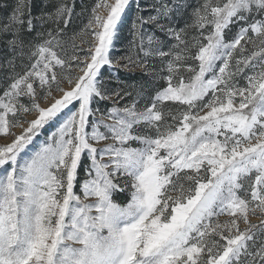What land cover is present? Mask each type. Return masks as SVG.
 Masks as SVG:
<instances>
[{
    "label": "snow or ice",
    "instance_id": "obj_1",
    "mask_svg": "<svg viewBox=\"0 0 264 264\" xmlns=\"http://www.w3.org/2000/svg\"><path fill=\"white\" fill-rule=\"evenodd\" d=\"M0 7V264H264V0Z\"/></svg>",
    "mask_w": 264,
    "mask_h": 264
},
{
    "label": "rangeland",
    "instance_id": "obj_2",
    "mask_svg": "<svg viewBox=\"0 0 264 264\" xmlns=\"http://www.w3.org/2000/svg\"><path fill=\"white\" fill-rule=\"evenodd\" d=\"M94 2H95V0H88L85 4L80 5L79 6L80 9L78 10L79 11L78 13L81 12V9L83 7L88 6V5H90V4L94 3ZM134 9H135V4H133V11H134ZM81 17H82V20L86 21V14L84 16H81ZM131 17H132V12L130 11L128 17L124 21V24L121 26L119 39L116 42V51L113 53V55H122L123 54L124 47L127 44L128 39H130L129 34H128V28H129V23H130ZM77 44L79 45V41H77ZM81 47H83V46L81 45ZM136 72H139V70H137ZM105 75H107V70H105ZM120 78L122 80H127L129 84H131L134 79L135 80H139L140 79V77H136V76L134 78H124V77L120 76ZM240 83L243 84L244 81L241 79ZM41 103L43 105V101ZM108 106H110L109 102H104V103H101L99 105V107L101 109H105ZM28 118L31 119L32 117H28ZM57 127H58V124H51L49 126H46L42 130V132L37 137H35L34 143L32 145H30L29 150H28V152L25 155H30L32 151L36 150L39 147V145L41 143H43L46 140V138L49 135H51L52 132H54L56 130ZM16 131H18V130H16ZM4 142L5 141L2 138H0V143H4ZM103 143L104 142H102V144ZM81 175L83 176V173H81ZM115 199H117L118 201L126 202L127 193H118L115 196ZM219 219L221 221H223L225 219V217L221 216ZM250 219H251V221L253 223H257L258 222L257 217L253 216V217H250ZM243 227H244V225L241 224V228H243Z\"/></svg>",
    "mask_w": 264,
    "mask_h": 264
},
{
    "label": "trees",
    "instance_id": "obj_3",
    "mask_svg": "<svg viewBox=\"0 0 264 264\" xmlns=\"http://www.w3.org/2000/svg\"><path fill=\"white\" fill-rule=\"evenodd\" d=\"M87 1L88 0H76V12L77 13L79 12L78 10L80 9L79 6L82 5V4H85ZM13 2H14V0H0V6H2L4 4L11 5ZM192 3L195 4L196 0H192ZM34 4L36 5V7H34L33 11L38 13L39 12L40 0H34ZM3 11H5V9L0 7V13H2ZM81 21H82V17H80L79 19H75L73 21L72 28L69 31L71 32L72 29L79 30V28L82 27ZM181 23H183V22H181ZM120 76L124 77V78H134V77H131L128 73H125L122 70H121ZM136 77H140V72H136Z\"/></svg>",
    "mask_w": 264,
    "mask_h": 264
}]
</instances>
